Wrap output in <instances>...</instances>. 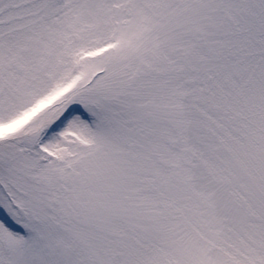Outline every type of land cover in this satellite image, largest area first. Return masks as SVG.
I'll return each instance as SVG.
<instances>
[{
  "label": "snow or ice",
  "instance_id": "snow-or-ice-1",
  "mask_svg": "<svg viewBox=\"0 0 264 264\" xmlns=\"http://www.w3.org/2000/svg\"><path fill=\"white\" fill-rule=\"evenodd\" d=\"M0 264H264V0H0Z\"/></svg>",
  "mask_w": 264,
  "mask_h": 264
}]
</instances>
